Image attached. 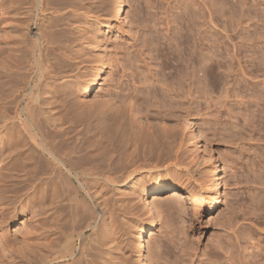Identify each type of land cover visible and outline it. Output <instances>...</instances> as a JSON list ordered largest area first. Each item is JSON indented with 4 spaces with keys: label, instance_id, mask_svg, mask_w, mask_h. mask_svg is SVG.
<instances>
[{
    "label": "bare ground",
    "instance_id": "1",
    "mask_svg": "<svg viewBox=\"0 0 264 264\" xmlns=\"http://www.w3.org/2000/svg\"><path fill=\"white\" fill-rule=\"evenodd\" d=\"M241 1L246 2L245 0ZM254 1L256 3L258 0ZM259 1L264 6V0ZM125 2L126 0H115L117 8L116 11H114L115 9L113 10L114 14L112 12L111 16L114 15L117 19L122 18ZM2 3L5 4L4 8H2ZM228 3L230 4V1ZM59 5L61 3L59 4L57 0H0V14L2 15L0 24L2 23L6 27L2 29L6 31L3 39L0 36V39L3 41V46H0V170L1 168L5 169L1 180L3 186L0 187V264H136V255L134 256L136 259H134L132 256L134 254H131V250L136 247L137 257L141 259L145 252L146 244H148L149 231L154 226V220L159 217L158 206H156L159 200L157 201L156 199H161L162 197L160 196L175 189L169 179L165 183L159 180L158 185L153 188L152 185H147L143 182L142 174L144 173L149 178L155 174L158 175L166 162L174 160L177 155H180L178 152L182 150L185 143L183 138L180 140L178 138L179 141H177L176 136L178 134L175 132V135L173 132L175 127L183 129L185 134L194 139L195 133L192 127L188 123H185V120H187L186 116H190L192 112L198 113L200 111L198 109L200 102H202L200 100L203 99L202 97L208 98L206 97V90L204 91L206 87V85L205 87L203 85L204 80L205 84L215 86L217 81L216 71L219 69L215 60L218 57L217 54H220H216L215 43L212 46L215 48H213V52L207 50L210 51L209 56L208 53L206 54L208 56L207 59L203 56L205 53L201 54V52L205 51L203 48L202 51L199 50L200 53L199 51L198 53L196 51L197 54L192 52L196 49L189 50L187 48L188 42L186 43L187 40L184 38L187 35L183 34L182 30L179 29L180 32L170 33L171 36L167 37V39H170V42L165 38L167 41L165 43L167 45L173 44V48L172 46L171 48L167 46V49L163 47L165 48L164 50H156L159 48V45L158 47L156 46V49L154 46V48L152 47L153 49L149 46L152 51L148 49L151 51V54L148 51L145 58L148 59L149 57V60L156 63V70L152 69V62L149 68L146 67L149 62H145L147 59L144 60L143 58V54L145 55L146 53H139L140 48L145 47L146 49L147 46L138 48L136 55H142L139 58H141V61H144V63L142 62L145 65L144 67L148 68L147 75L142 73L144 71H141V74H144L141 79L142 76L138 72L140 68L136 65L140 64L138 63L139 59L137 60L132 56L129 60H126L129 58L128 56H131L130 51L128 52L129 55L126 54L128 58L125 56V60H120L116 52L114 55H107V52L105 54L106 50L104 51V46L91 45L85 39L86 42L83 40L85 42L84 46H72L71 43L73 41L71 40L74 39H69L71 46H65L67 43H65V40L63 41L64 46H55L54 44L60 40L55 36L61 34V37H65L66 34V29L61 28L64 24H61L60 21L64 20V16L61 15L63 7L61 6V8ZM62 5H65L64 2ZM225 5L230 7L227 4ZM153 8L155 9L154 6ZM241 8L243 10V7ZM209 9V21L207 18V22L210 25L211 32H213L212 35L218 32L221 34V31H219L221 24L217 20L219 16L216 17L214 15L216 11L213 8V10L210 7ZM71 10L75 11V8ZM79 11L81 12V9ZM140 12L139 10L138 13ZM165 12L167 11H164V14H166ZM240 12L242 11L240 10ZM69 14L72 15L71 13ZM173 14L175 13L173 12ZM224 15L226 14L224 13ZM250 15L253 14L251 13ZM202 16L204 18V15ZM78 17H81V15ZM226 18L229 17L227 16ZM204 19L202 21H205ZM67 20L65 21L66 24L70 22ZM193 21H196V19ZM65 22L63 21V23ZM150 22L153 25L149 24L151 27L157 26V22L159 23V21H154L155 25L153 20ZM261 22L263 23V21ZM139 23L142 24L144 22L140 21ZM139 23L138 25H140ZM144 24H142L143 29H145L143 27ZM97 25L99 30L108 28L107 25L101 23H97ZM228 25L227 27H229ZM33 26H35V31H33ZM69 26L71 28L73 26L72 23ZM165 28H168L167 25ZM78 29L80 30L81 28L78 27ZM156 29H154V35L155 32H158ZM205 29H208V27H205ZM147 33L149 34L148 30ZM77 35L79 36L78 39L82 38H80L81 34ZM143 36L146 38L149 35L144 34ZM160 37L159 35V39H161ZM236 37H238V34ZM240 38L238 37V39ZM261 38L264 37L262 36ZM251 39H253V36ZM69 40L67 39L68 42ZM253 40L256 41V39ZM148 41L145 39L146 44L149 43ZM185 48L188 50L186 51ZM253 48L254 50L250 55H256L253 56L254 58H250L251 60L253 59L252 61H247L248 72L246 75L243 71L238 72L242 77L236 80V83L239 85V92L243 90L250 96V100H248L253 101L259 115L256 117L257 113H254L255 109L249 111L252 105L249 106L246 102H244L243 110L239 109L241 108V104L239 106L236 104L240 111L235 112L237 115H241L242 111L246 110L243 114L248 113L247 111L252 112L251 117L249 116L250 113L249 115L244 114L246 117H243L244 115L241 117L235 116L234 111L228 110L235 116V118L232 117L233 121H237L238 117H243L245 119H243V123L245 121L244 125L248 122L255 125V122H258L255 128L261 130L264 127V124H262L264 121V51L261 48L262 51H258L259 54H257L255 47ZM237 49H239V46ZM95 51H97V54L93 55ZM118 55L120 56V54ZM258 57L259 60L257 59ZM255 61L257 62L256 64H254ZM207 62H210V65L206 64ZM207 65H209L208 68ZM107 69L111 71V74L109 73L110 76H113V71L118 75V78L116 77L117 79L115 80L116 90L111 94L112 97L109 94L110 99L105 100L104 98V100H94L91 102L81 98V96L84 97L85 95L99 92L101 89L99 86L106 78H103V76L108 72L106 71ZM188 69L190 71H187ZM233 69L235 70V67ZM248 73L250 77L247 76ZM135 75H139V82L138 80L136 81ZM244 76H247L251 80L258 79L251 84L246 77L245 80H242ZM111 77H109V80ZM238 78L240 77L238 76ZM101 80L103 81L101 82ZM241 80L243 81L242 83ZM185 81L189 83L187 82V85H183ZM135 83H139L143 87L145 86L144 90L140 91V88ZM186 86L189 87L184 90L183 87ZM234 93L236 94L233 97H236L237 100L239 93ZM142 94L146 99L144 103V99L142 100L144 96H140ZM246 94L244 95L245 97ZM189 96H192V102L190 103L187 101V97ZM236 117L238 118L237 120H235ZM254 117L257 118L256 121ZM154 119L158 121H154V123ZM173 121L176 123V126L170 127L167 125V122ZM230 123L228 125L233 130V124L231 125ZM253 124L251 125L253 126ZM260 124L263 125L262 128ZM246 125L250 126L249 124ZM246 129L249 132L248 130L251 128ZM242 130L239 133L243 135L246 131L244 130L245 132L243 133ZM258 133H261V131ZM233 134L235 135V133ZM248 134H251V132ZM231 135L230 133L228 135L229 139H225L227 143L231 142L232 144L233 142V145H235L236 142L234 141L237 139L236 144L238 145V142L242 140L239 141V138L243 136L238 137L240 134L234 136L236 138L234 140ZM259 135L260 137L262 136L261 134ZM262 138H259L260 142ZM173 148H176L175 152H173ZM195 152L197 160L200 161L199 164L206 165L210 170V174L209 172L207 173L210 176L204 182V186H201L204 190V199H201L198 193L192 195L190 192V196H193L192 202L197 206L194 205L196 208L201 207L198 204L203 201L205 204V216L208 218L207 222L210 223L213 220L216 221L215 211L219 203L217 198L221 197L219 179L223 176L224 168L212 154H207V151L205 152L203 146H198ZM259 180L258 182L261 183ZM254 211H252V215ZM10 212H13L15 216H23L26 218L27 223L23 221L22 226H17L14 229V233L17 232L12 238H5L2 230L7 224V215L9 217ZM246 212L248 213L247 210ZM145 215H149L152 221L143 220L141 217ZM231 223H225L226 225L224 224L221 233L216 236L218 238L214 240V243L213 241H211V244L209 243L210 247L213 248L208 247L210 248V257H212L211 250H213L214 256H216L215 252L221 253L223 258V255H225L222 264H264V258L261 259V261L263 260L262 262L259 259L262 255L264 257L263 246L256 242L257 239H253V234V238L251 237L249 229L247 230L244 226L240 225L239 228L237 227L235 230H232L235 225L232 226ZM21 230H23L22 236ZM230 230H232L231 233L229 232ZM244 239L249 242L251 247L257 250L256 252L255 250L254 252L251 251L250 258L247 255L249 246L248 248L245 247L247 246L246 243L245 246H243L244 244L241 245V240L243 241ZM184 240L185 242L181 244L182 250H179L181 248H177L178 251H181L179 253L182 254V256L180 255L181 259H179L186 258L190 263L188 261L183 262V260L182 264H191L193 256L196 255V250L194 251L195 246L193 247V243L191 246V241L188 242L186 238ZM159 247L161 249L158 256L162 255L163 246ZM218 249L220 252H218ZM208 253L205 251L204 254H200V257L197 255L199 259L196 263L208 264L209 262L207 261L210 260L212 264H218L216 262H219L217 258L220 256L215 258L217 260H213L209 258ZM177 263L179 262L177 261ZM140 264L148 263L142 259Z\"/></svg>",
    "mask_w": 264,
    "mask_h": 264
},
{
    "label": "rangeland",
    "instance_id": "2",
    "mask_svg": "<svg viewBox=\"0 0 264 264\" xmlns=\"http://www.w3.org/2000/svg\"><path fill=\"white\" fill-rule=\"evenodd\" d=\"M57 1L59 2V4L61 3V5H59V6L63 7V8L61 7L62 8L61 15L64 16L63 21L65 22L69 18L70 20L68 19L67 21H70V22L69 23L67 22V24H66V22L63 23V21H60L61 24H64L61 26V28L66 29V34H65V37H61V34H57L55 36L57 39H60V40H58V42L60 41L59 42L60 44L57 42L56 44H54L55 46H62V45L64 46V42H63L64 40H65V43L67 42L65 44V46L66 45L67 46H71V45L72 46H84V43L86 41L87 42L89 41L91 43V45L104 46L103 48H104V51L106 50L105 54L107 52V55H109V54L114 55L116 52L117 57H119L120 60L124 59L125 56H126V58L129 57L126 60H129L130 57H132V56H134V58H136L137 60L139 59L138 63H140V64H136V65L138 66V68H140L139 69L140 71L138 70V72L140 74H141V71H144L142 73L147 75L148 74L147 69L149 68L150 63L152 62L151 60H149V57H148V59L145 58L148 54L147 52L150 50L152 51V49L154 47L156 49V46L158 47V45H159V48L156 50H160V49L164 50L165 48H163V47H166V49L168 47L171 48V46L173 44L169 43L170 45H167V43H165V42H167L166 39H167V37L169 38L173 32H180L179 29L182 30L183 34L185 33V35H187L186 37H184L187 40L186 43L188 42L187 45L185 44L187 46V48L189 50H195L196 49L195 51H192V52L196 53V51H197V53H198L199 50L202 51L204 49L205 51L201 52V54L203 55V53H205L203 55L205 59H207L208 56L210 55L209 54L210 51H207V50H211V52H213L214 49L216 48L215 49L216 54L217 53L220 54V55L217 54L218 57H216V60H215L216 64L219 66V69H220V70L217 69L218 71H216V76H217L216 80L218 82L216 81L215 86L205 84L206 83L205 80H204V84L202 82L204 87H205V85H206V87H208L207 89H206V87L204 88V91L206 90L205 92L207 94V96H206V94H205V96L208 98L202 97L203 99L200 100L202 102H200V107L198 108L200 111L198 113L192 112V113H190L191 114L190 116L189 115L186 116L187 120H185L186 121L185 123H188L192 127V130L195 133L194 139L189 137V135L185 134L183 129H181L179 127H175V129L173 128L174 130L173 129L172 130H173L174 134L176 132V134H178V136H179V137L176 136L177 141H179L181 138L184 139L185 145L183 146L182 150H180L178 152L180 155H177V157L174 158V160L166 162L164 168L160 169L158 175L155 174L149 178L144 173L142 174L143 182L147 185H152L153 188H155L158 185L159 180L163 181L165 183V181L167 182V180L169 179L171 181V183H173V186L175 187V189L168 191L163 196H160V197H162L161 199L160 198L156 199L157 201L159 200L158 202L160 203V205L155 200L158 204L156 206H158L157 211H158L159 217H157L154 220V226L149 231L148 244H146L145 252L143 253V256L141 257V259H138V257H137L138 254L136 253L137 251H135V249L137 250V248L132 247L134 249L131 250V254H134L132 256L134 257L136 255L135 257L137 259L134 257V259H136L135 260L136 264H140V261L142 259H144V261H147L148 264H170V263L171 264H179V263L182 264L183 262H187L188 260H186V258H182V260H180L182 254H180L179 252H181V251H178V249H177V248H181L179 250H182L181 244H183L185 242V240H184L185 238L188 240V242L191 241L190 242L191 246L193 243V247L195 246L194 251L196 250L195 251L196 255L193 256L194 259L192 258L191 264L192 263L195 264L196 262H198V259L201 256L200 254H204L205 251L209 252L208 256H209V258H212L213 260L216 257L220 256L219 258H217L218 260L217 259H215V260L221 262V263H219V262H216V263L222 264L223 259H225V255H223L224 256V258H223L221 253L218 254L217 252H215L216 256H214V254H213L214 251L211 250V253H212L211 256L212 257H210V248H212V247H210L211 246L210 244L212 243L211 241H213V243H214V240H216V238H218L216 236L221 233L224 224L225 223L227 224V222H232L231 223L232 226L235 225L232 230H235L237 227L239 228L240 225L244 226L247 230L249 229L248 231L250 232L251 237L253 234L254 238L253 237L252 238L255 240L257 239L256 242L261 244V246H263V252H264V141H263L264 127L262 125V124H264V121L262 124H260L261 128L263 127L261 130L260 129L257 130L255 128V125H256V123L258 124V122H255V125L251 122L246 123V124H249L250 126H248L246 124L244 125L245 121L243 123V119H244L243 117H246V115L247 114L249 115V113H250L249 116L251 117L252 112H249V111H253L255 109L256 112L254 111V113L255 114L257 113L256 117H258L259 112L257 111L256 107L254 106L253 101H249L250 96H248L246 94L247 92H245L243 90H241V92H239L240 91L238 89L239 85H237V83H236L237 82L236 80L241 79V77H242V75L238 72L243 71L245 73V75L248 72L247 71L248 70V67H247L248 62L252 61L253 59L251 60L250 58H252L254 55H256V54H254L253 56L250 55L254 50L253 47H255L257 54H259L258 51L259 52H261L262 50L264 51V47H263L264 46V38H261L262 36L264 37V31H263L264 30L263 29L264 28V25H263L264 24V9L261 10L262 8H264L263 3L260 2L259 0L256 3L254 0H253L254 2L252 0H245L246 2H244V1L242 2L241 0H238V1L229 0L230 4L228 3L229 2L228 0H226V1L225 0H220V1L215 0L216 1L215 3H214V0H192V1L191 0H187V1L186 0H161V1L160 0H152V1L151 0H126V2L124 4L123 17L120 19H117L116 17H114V15L111 16L112 14H114L113 10L115 9L114 11H116V8H117L115 0H78V3H77V0L76 1L75 0H63V1L57 0ZM217 1H219V2H217ZM240 1L242 2L243 5L241 4ZM63 2L65 4L64 6L62 5ZM189 2H190V4H189ZM99 3H101L102 6ZM181 3H183V4H181ZM218 3H220L221 5ZM224 3L230 7H227ZM237 3L238 4L240 3L241 5L239 4L240 5L239 6ZM179 4L181 7L179 6ZM212 5H213V7H212ZM235 5H237L239 7V9L241 7H243V10H242V8L240 9L242 12H240L238 7ZM245 5H246V7H245ZM153 6L155 7V9L158 10V11L156 10L157 13H156L155 9L153 8ZM206 6H208V7H206ZM4 7H5V4L2 3V8H4ZM73 7L75 8V11L71 10V9H74ZM169 7H170V9H169ZM209 7L211 8V10L214 9L216 11V13L214 11H212L215 13L214 15L216 17L219 16L217 18V20H218L219 24H221L219 26V31H221V34H220V32H218V33L212 35L213 32H211V29L209 27L210 25L207 22V18L209 17L208 13L210 12ZM260 7H261V9H260ZM146 8H148V9H146ZM150 8H152V9H150ZM159 8H161V9H159ZM165 8H168L169 10L165 9ZM80 9H81V12L79 11ZM224 9H225V11H224ZM233 9H236V10H233ZM248 9H250V10H248ZM254 9H256V10H254ZM139 10L141 11L140 13H138ZM159 10H161V11H159ZM259 10L262 12L263 15L261 14V12ZM109 11H111V12H109ZM164 11H167V12H165L166 14H164ZM257 11H259L260 13ZM76 12H78V13H76ZM173 12L175 14H173ZM196 12H197V14H196ZM254 12L255 13L257 12V13L255 14ZM69 13H71L72 15H70ZM83 13H84V16H83ZM224 13L226 15H224ZM251 13L253 15H250ZM67 14L70 15V17L72 19L70 17H68ZM78 14L81 15V17H78L79 16ZM136 14H137V16H136ZM138 14H139V17H138ZM145 14H147V15H145ZM184 14H186V15L184 16ZM202 15H204V18L207 15L208 16L204 19ZM181 16H182V18H180ZM225 16L226 17L228 16L229 18H226ZM239 16H241L242 19ZM248 16H251V17H248ZM193 17L196 19V21H193V20H195ZM198 17H200V18H198ZM90 18H92V19H90ZM175 18H176V20H175ZM249 18H251V19H249ZM1 19H2V15L0 14V20ZM203 19L205 21H202ZM91 20H93V21H91ZM152 20H153L154 24H155V22L159 21V23L157 22V26H154L155 28L151 27V26H153V25H151L152 22H150ZM168 20H170L171 22ZM136 21L137 22L143 21L145 24L144 23H142V24L145 25V26L143 25V27L145 29L142 28V24H140L138 22L140 24V25H138V23ZM177 21H179V22L177 23ZM208 21H209V18H208ZM261 21H263V23ZM200 22H202V23H200ZM241 22H242V24H241ZM71 23L73 26H71V28H70L69 25H71ZM97 23L107 25L108 28L103 29V30H99ZM175 23H177V24H175ZM229 23H230V25H228ZM146 24H147V26H146ZM180 24H182V25H180ZM195 24H196V26H195ZM231 24H232V26H231ZM166 25L168 28H165ZM202 25H203V27H202ZM223 25H226V26H223ZM227 25L229 27H227ZM248 25H249V27H248ZM251 25L254 27H252ZM77 26L80 27L81 29L79 30ZM148 26H149V29H148ZM169 27H170V29H169ZM186 27H187V29H186ZM205 27L206 28L208 27V29H205ZM5 28L6 27L1 23L0 24V36H2V39L6 33V31H4L2 29H5ZM74 28H77V29H74ZM141 28H142V30H141ZM151 28H153V29H151ZM202 28L204 29V31ZM83 29H84V31H83ZM154 29H156V31H158V32H155V35H154V31H155ZM188 29H190L191 31L190 30L188 31ZM209 29H210V31H208ZM254 29H255V31H254ZM147 30H148L149 34L147 33ZM33 31H35V26H33ZM145 31H146V33H145ZM162 31H164L165 33ZM189 32H190V34H189ZM236 33L238 34L239 38L241 36L240 39H238V37H236V35H237ZM77 34H81L82 36H80V38L82 37L83 39L82 38H81L82 40L78 39L79 36ZM144 34L149 35L150 37L146 36V38H145V36H143ZM58 35H60V36L58 37ZM159 35L161 36L160 38L162 40L159 39ZM190 35H192V36H190ZM198 35H199V37H198ZM227 35H228V37H227ZM85 36L88 39L90 37V39L88 40ZM154 36H156V37H154ZM163 36H165V37H163ZM252 36H253V39H256V41L251 39ZM66 37H68V38H66ZM201 37H202V40H201ZM259 37L261 38V40ZM148 38H150L151 40ZM67 39L68 40L74 39V40H71V41H73L71 43V41L69 40V42H68ZM145 39H146V41L149 40L148 41L149 43L146 44ZM230 39H232V40H230ZM167 40L170 42V39H167ZM241 40H243V41H241ZM142 41L145 42V45H144V42H142ZM161 41H164V42H161ZM209 41H210V43H209ZM215 41H217V42H215ZM2 42L3 41L0 39V46H3ZM61 42H63V43H61ZM70 43H71V45H70ZM156 43H158V44L156 45ZM190 43H191V45H189ZM197 43H199V44H197ZM207 43H209V44H207ZM260 43H262V44H260ZM192 44H193V46H192ZM213 44L215 45L214 46L215 48L212 47ZM243 44H245V45H243ZM254 44H255V46H253ZM198 45H199V47H198ZM260 45H262V46L260 47ZM142 46H147V48L145 49V47L143 48ZM149 46L151 48L153 46L154 47L151 49ZM188 46H191V47H188ZM217 46H218V48H217ZM238 46H239V49H237ZM139 47H142L139 49V53H142V52L146 53L145 55L143 54V56H144L143 58H144V60L147 59L145 62L149 61L147 64L148 66H146L148 68L144 67L145 66L143 64L144 61H141L140 60L141 58H139V57H142V55L141 56H139L138 54L136 55V52H137ZM227 47H229L230 50H228L229 48H227ZM172 48H173V46H172ZM242 48H244V50H242ZM261 48H262V50H261ZM134 49H136V50H134ZM141 49H142V51H141ZM148 49H150V50H148ZM188 49L185 48L186 51ZM97 51H99V50H97ZM97 51H95L93 53V55L95 53L97 54ZM129 51L131 53V56L127 57V55H129L128 54ZM151 51L149 52V54H151ZM200 51H199V53H200ZM232 52H233V54H232ZM237 52H239V53H237ZM244 52L246 55L243 54ZM134 53H135V55H134ZM207 53H208V56L206 55ZM118 54H120V56ZM230 54H232V55H230ZM243 55H245V56H243ZM229 56H230V58H229ZM236 56H237V58H236ZM244 57H245V59H244ZM236 59H237V61H236ZM257 59L259 60V57ZM233 60H235V61H233ZM244 60L246 63L244 62ZM218 61H219V63H218ZM241 61L244 63V66H243V63ZM234 62H235V64H233ZM154 63L153 62L151 63V65H153V66H151L152 69L153 68L155 69L156 63H155V65H154ZM209 63L207 62L206 64H209ZM256 63L257 62L255 61L254 64H256ZM209 65H207V68ZM188 67H190V66H188ZM234 67H235V70L233 69ZM207 68H206V71H207ZM190 70H191V68H190ZM190 70L188 69L187 71H190ZM106 71H108V69ZM152 72L155 73L154 70H152ZM109 73L111 74V71L106 72L105 73L106 76L105 75L103 76V78L104 77H106V78L104 81L101 80V82L103 81V83L100 84V86H99V88H101L99 90V92L89 94V95H85L84 97L81 96V98H84L86 101L88 100L90 102L94 101V100L95 101L101 100V99L104 100V98H105V100L110 99L112 97L111 94L116 90L115 80L118 78V75L116 74L115 71H113V76L111 75L112 76L111 77ZM144 74H141L140 76H142ZM237 74L240 78H238ZM135 76H136L135 78H137L136 81L138 80V82H139V77L137 75H135ZM247 76L250 77L249 73ZM247 76H244V79H242V80H245V77H246L248 82L251 84H253V82H255L258 79L257 78L256 80H251L250 78H247ZM109 77H111L110 80H109ZM142 78H143V76L141 77V79ZM242 80H241V83L243 82ZM247 80H246V82H247ZM187 82L188 81H185L183 83V85H187L189 83V82L188 83ZM248 82H247V84H248ZM136 83H135V85L140 88V91L144 90L145 86L143 87V86H140L139 83L138 84H136ZM232 83H233V85H232ZM244 84H245V82H244ZM242 86H244V85L242 84ZM242 86H240V87H242ZM188 87L186 86L183 88H184V90H186V89H188ZM214 87H216V88L214 89ZM141 88H143V89H141ZM234 92L239 93L238 94L239 99H238V96H237V100H236V97L235 98L233 97L234 94H236ZM243 92L246 94V97L244 96L245 94ZM232 93H233V95H232ZM109 94L111 95V97ZM108 95H109V97H108ZM209 95L211 97L210 98L211 100L209 99ZM140 96L143 97L144 95L142 94ZM203 96H204V93H203ZM142 100H143V103H144V101H146L145 96H144V98H142ZM238 100H240L241 103L238 102ZM251 100H253V99H251ZM187 101H188V103L192 102V96L187 97ZM242 102H243V104H242ZM244 102L248 103L249 106L252 105V106H250L251 109L249 108L250 110L247 111L248 113H244L246 115L243 114V112H246V110L242 111L241 115L240 114L237 115L236 112L240 111V110H238L237 107L239 106V104H241V106H240L241 108H239V109L243 110L244 109L243 108ZM251 102H252V104H250ZM263 105H264V103H263ZM228 109H230L234 112L236 111L235 116H240V117L242 115H244V116L242 118L238 117L239 119L236 117L235 120H237V119L238 120L233 121L234 120L233 118H235V116L232 115L233 113H231V111ZM208 114L210 117L208 116ZM227 114H229L230 117ZM256 117H254L255 121L257 120ZM154 121L157 122L158 120L154 119L153 122ZM228 123H230L231 125L233 124V130L231 129L232 127L231 128L229 127ZM175 124L176 123L174 121L170 122V123L167 122V125L170 127H174ZM234 124L236 125V129H235ZM251 124H253V126ZM260 126H258V128H260ZM227 127H228V129H227ZM238 127H239V130H238ZM244 127H245V129H244ZM176 128H178V129H176ZM246 128H251V129H249L248 130L249 132H247ZM241 130L243 133L245 131L247 133L251 132V134H248L250 136H248L246 132L244 133L247 135L248 139H246L247 138L246 135H244V134L242 135L241 133H239V131L241 132ZM250 130H252V131H250ZM171 131H170V133H171ZM259 131H261V133H258ZM214 132H216V133H214ZM226 132H228L229 134ZM230 133L232 134L231 137H233L234 140L236 139V138H234V136H237L239 134L240 135L238 137L243 136V137L239 138V141L242 139L240 141L242 143L238 142V145H237L236 144L238 141L237 139H236V141H234V142H236L235 145H233V142L231 144L230 140H228V142H230V143H227V140H225V139H229L228 135H230ZM233 133H235V135ZM236 133H238V134L236 135ZM174 134H172V135H174ZM258 134H261L262 136L260 137V135L258 136ZM231 137H230V139H231ZM257 137H259V138L263 137L262 139H260L263 142L262 141L260 142L259 138H257ZM178 138H179V140H178ZM233 139H231V140H233ZM256 139H258V140H256ZM198 146H203V148L205 149V152L207 151V154H209V153L212 154L219 161V163H221V165L224 168L223 169L224 170L223 176H222V178L219 179V190H220L219 192L221 193V197L217 198L219 203H218V206L216 207V211H215L216 221L213 220L214 222L211 221L210 223L207 222L208 218L205 216V212H204L205 204L203 203V201H201V203L198 204L201 207L196 208L197 206L192 202L193 196H190L191 193H192V195L198 193V194H200V198L204 199V190L202 189L201 186H204V182L208 179V176H210V175H207L208 172L210 174V170L208 169V167L204 164L203 165L199 164L200 161L197 160L195 151H196ZM175 151H176V148L173 150V152H175ZM247 151H249V152H247ZM262 168H263V170H262ZM3 169L4 168H1V170H0V187L3 186L1 183L2 182L1 180L3 178L2 174H4V171H5V169L4 170ZM257 177H259V178H257ZM261 178H263V179H261ZM258 180L261 181V183L258 182ZM188 192L189 193L191 192V193L189 194ZM216 197H217V194H216ZM170 202H172V204H170ZM252 202H254V203H252ZM246 210L248 211V213L246 212ZM251 210L252 211L255 210L253 212V215L255 213L254 216L251 214L252 213ZM250 211H251V213H250ZM141 218L145 221H148V222L152 221V218L149 215L142 216ZM23 221H25L24 223H27L26 218H24L23 216H21V215L15 216V214L13 212L12 213L10 212L9 217L7 215V224H6V226H4V228L2 230V233L4 232L5 238L6 237L12 238V236H14V234L17 232L16 231L14 233V229L17 228V226L19 227V225L22 226ZM14 225H16V226H14ZM232 230H230L229 232L231 233ZM22 231L23 230L20 231L21 236L23 235ZM169 241H170V243H169ZM247 242L248 241H246L245 239L243 241L241 240V245L244 244L243 246H245V243H246L247 246H245V247L248 248V246H249V248H248L249 250L247 249V252L249 251L247 255L250 258V254L252 252H254V250H255V252L257 250L254 247H251L249 242L248 243ZM207 245H209V246H207ZM159 246H161V247L163 246L162 251H161L162 255H160V256H158L160 254V249H161ZM157 247H159V248H157ZM208 247H210V248H208ZM158 249H159V251H158ZM218 252H220L219 249H218ZM197 255L199 257H197ZM178 256H180V257H178ZM262 256H260L261 258H259L260 261L262 258H264ZM251 257H252V255H251ZM212 259H211V261H212ZM177 261L179 263H177ZM207 262L212 264V262H210V260ZM184 264H187V263H184Z\"/></svg>",
    "mask_w": 264,
    "mask_h": 264
}]
</instances>
